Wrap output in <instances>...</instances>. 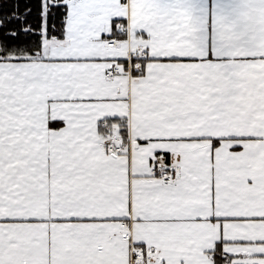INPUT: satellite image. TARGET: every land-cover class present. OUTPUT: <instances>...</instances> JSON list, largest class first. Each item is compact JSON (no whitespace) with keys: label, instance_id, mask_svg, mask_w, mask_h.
I'll return each instance as SVG.
<instances>
[{"label":"snow or ice","instance_id":"snow-or-ice-1","mask_svg":"<svg viewBox=\"0 0 264 264\" xmlns=\"http://www.w3.org/2000/svg\"><path fill=\"white\" fill-rule=\"evenodd\" d=\"M0 264H264V0H4Z\"/></svg>","mask_w":264,"mask_h":264},{"label":"trees","instance_id":"trees-1","mask_svg":"<svg viewBox=\"0 0 264 264\" xmlns=\"http://www.w3.org/2000/svg\"><path fill=\"white\" fill-rule=\"evenodd\" d=\"M11 0H8V3H10ZM0 4H4V10H8V4L4 3V0H0Z\"/></svg>","mask_w":264,"mask_h":264}]
</instances>
